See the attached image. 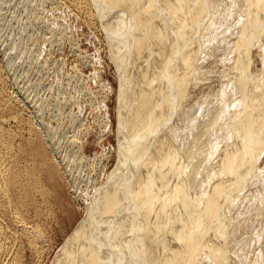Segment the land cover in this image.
<instances>
[{"label":"bare ground","instance_id":"6f19581e","mask_svg":"<svg viewBox=\"0 0 264 264\" xmlns=\"http://www.w3.org/2000/svg\"><path fill=\"white\" fill-rule=\"evenodd\" d=\"M63 2L105 33L119 142L114 168L87 176L96 190L105 172L54 264H264V0ZM3 87L1 122L15 106ZM7 128L0 264H19L20 238L39 251L35 194L49 206L63 169L77 189L85 157L78 146L58 167L40 133L17 143Z\"/></svg>","mask_w":264,"mask_h":264},{"label":"rangeland","instance_id":"374dc122","mask_svg":"<svg viewBox=\"0 0 264 264\" xmlns=\"http://www.w3.org/2000/svg\"><path fill=\"white\" fill-rule=\"evenodd\" d=\"M65 5L63 0H0V87L15 103L3 111L6 121L0 124L18 133L17 143L40 133L46 154L57 166L62 167L78 146L85 157L76 162L81 178L77 189L71 183L72 175L63 169L53 183H46L49 206L35 194L34 202L43 204L41 213L35 216L32 209L28 219L42 226L35 235L39 251L20 238L19 264H54L85 213L84 202L98 199L105 172L98 174L96 190L87 179L96 174L99 162L111 171L118 160L113 149L119 142L114 130L118 82L105 33ZM103 113H108L113 125L110 132L100 131ZM84 190L87 194L83 195Z\"/></svg>","mask_w":264,"mask_h":264}]
</instances>
